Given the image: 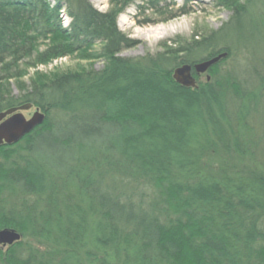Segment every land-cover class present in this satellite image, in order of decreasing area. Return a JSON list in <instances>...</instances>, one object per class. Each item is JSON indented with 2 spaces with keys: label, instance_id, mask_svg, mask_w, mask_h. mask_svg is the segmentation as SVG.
Wrapping results in <instances>:
<instances>
[{
  "label": "trees",
  "instance_id": "16d2710c",
  "mask_svg": "<svg viewBox=\"0 0 264 264\" xmlns=\"http://www.w3.org/2000/svg\"><path fill=\"white\" fill-rule=\"evenodd\" d=\"M215 1L231 10L219 28L121 56L136 40L116 20L135 0H0V112L44 113L0 145V229L20 234L0 264H264V134L249 123L264 69L247 87L223 66L245 19L264 31V0ZM173 5L136 7L166 19ZM221 52L208 79L174 80ZM71 55L103 64L26 76Z\"/></svg>",
  "mask_w": 264,
  "mask_h": 264
},
{
  "label": "rangeland",
  "instance_id": "374dc122",
  "mask_svg": "<svg viewBox=\"0 0 264 264\" xmlns=\"http://www.w3.org/2000/svg\"><path fill=\"white\" fill-rule=\"evenodd\" d=\"M54 2V0H51ZM90 3L98 10L104 11L108 7V0H89ZM173 5L172 15L169 18L163 19L151 13L150 10L138 11L136 5L141 0L127 6L122 13L117 16V26L127 36L136 40L134 46L123 49L119 52L121 56H136L143 55L146 52L154 53L162 49L161 43L166 42L167 45H172L173 41L181 38H190L193 34H197L195 38L200 37L203 33L210 29H216L222 26L230 17L231 10L229 8L218 5L215 0H171ZM182 7V13L179 8ZM63 24L69 22V18L62 16ZM242 30V31H241ZM240 32L233 34V40L237 45L236 52L233 53L224 62L225 67L235 68L236 77L239 78L245 86L254 83L255 68L263 70L264 60V31L262 28L257 30L253 22L248 18L241 26ZM225 38V37H222ZM223 41L219 39V42ZM262 63V64H261ZM103 61L100 59H80L76 56H63L52 60L46 64H39L34 68H29L27 77L32 75L34 71L43 73H54L77 68H100ZM253 67V68H252ZM254 71V73H253ZM206 76L202 73L199 76L200 80ZM25 77V81H27ZM13 92L15 89L13 87ZM257 106L255 112H252L249 118L250 126L256 131V136L264 134V103ZM34 108L22 111L23 115L28 118ZM264 143L263 140L259 143Z\"/></svg>",
  "mask_w": 264,
  "mask_h": 264
},
{
  "label": "water",
  "instance_id": "95a60500",
  "mask_svg": "<svg viewBox=\"0 0 264 264\" xmlns=\"http://www.w3.org/2000/svg\"><path fill=\"white\" fill-rule=\"evenodd\" d=\"M226 52H221L209 59L196 62L192 66L182 64L172 71V76L175 81L183 86H195V78L192 71L199 75L204 73L211 65L215 64L220 58L226 56ZM208 79L209 76L207 75ZM32 107L30 103H23L18 106H13L0 112V145L12 144L18 141L23 135L30 132L36 125L44 120V113L38 108H35L32 114L26 118L22 111ZM20 239V234L14 229H0V244L10 245Z\"/></svg>",
  "mask_w": 264,
  "mask_h": 264
},
{
  "label": "bare ground",
  "instance_id": "6f19581e",
  "mask_svg": "<svg viewBox=\"0 0 264 264\" xmlns=\"http://www.w3.org/2000/svg\"><path fill=\"white\" fill-rule=\"evenodd\" d=\"M0 245H2V244H0ZM2 246H4V245H2Z\"/></svg>",
  "mask_w": 264,
  "mask_h": 264
}]
</instances>
